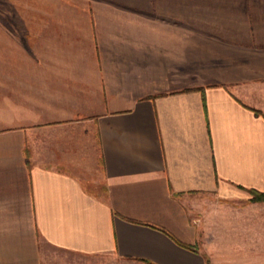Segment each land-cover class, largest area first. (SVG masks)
<instances>
[{"label":"crops","instance_id":"1","mask_svg":"<svg viewBox=\"0 0 264 264\" xmlns=\"http://www.w3.org/2000/svg\"><path fill=\"white\" fill-rule=\"evenodd\" d=\"M250 189L264 0H0V264H258Z\"/></svg>","mask_w":264,"mask_h":264},{"label":"trees","instance_id":"2","mask_svg":"<svg viewBox=\"0 0 264 264\" xmlns=\"http://www.w3.org/2000/svg\"><path fill=\"white\" fill-rule=\"evenodd\" d=\"M250 191L253 194V197H252L253 200H264V193H261V192H258L256 190H252V189H250ZM154 227H157V226H154ZM157 228H160V227H157ZM160 229H162L163 231H166L163 228H160ZM180 244H182V245H184L186 247H189V245H187V244H184V243H180ZM206 261H207V264H211L209 258H206Z\"/></svg>","mask_w":264,"mask_h":264},{"label":"rangeland","instance_id":"3","mask_svg":"<svg viewBox=\"0 0 264 264\" xmlns=\"http://www.w3.org/2000/svg\"><path fill=\"white\" fill-rule=\"evenodd\" d=\"M250 254H252V255L258 254V258H260L258 264H264V250L260 251L258 253H250ZM206 256H209V255H207V253H206ZM210 262H211V264H227L228 263V261L224 260V259H220V260L216 261L215 263L213 261H211V259H210Z\"/></svg>","mask_w":264,"mask_h":264}]
</instances>
